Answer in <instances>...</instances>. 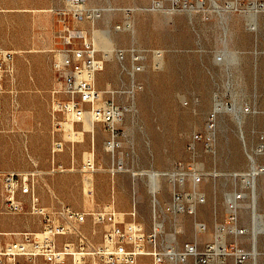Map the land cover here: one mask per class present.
<instances>
[{"label": "rangeland", "instance_id": "rangeland-1", "mask_svg": "<svg viewBox=\"0 0 264 264\" xmlns=\"http://www.w3.org/2000/svg\"><path fill=\"white\" fill-rule=\"evenodd\" d=\"M84 1L100 10L92 22H75L65 12L68 0H0V48L14 51L16 68V94L0 95V199L3 172L34 171L39 201L49 209L96 211L111 205L119 212L118 222L124 224L130 221L127 213L135 202L137 221L146 231L158 224L166 243L180 245L196 237L202 244L212 239L214 226L226 218L231 192L248 191L244 180L233 175L247 171L246 152L254 150L260 136L264 140V11H252L251 0H237V8L229 4L231 0H214L217 8L211 0H177L173 9L169 0ZM154 1L161 7H154ZM186 1L192 6L186 8ZM198 2H203V8ZM66 26L93 38L104 62L96 85L120 91L114 98L126 106L119 125L121 148L114 157L104 149L107 130L102 125L91 132L88 121L74 123L63 114L51 116L52 101L65 98L56 90L69 71L54 70L52 61L65 48ZM115 49L126 51L127 70L115 58ZM133 49L142 55L143 70L132 76L136 83L132 90ZM153 50L163 53L157 65ZM5 85L9 90V83ZM215 99L240 108L242 128L229 112L213 111ZM210 123L213 140L208 144L194 140L195 134L207 133ZM56 140L62 147L52 152ZM88 159L93 161L92 172L83 167ZM178 162L203 174L195 187L187 177L180 190L191 194L195 188L205 195V202L196 204L195 214L161 213L155 219L154 210L159 213L170 201L172 184L167 176L150 179L146 173L167 171ZM156 185L162 186L160 192ZM261 199L256 211L264 213ZM248 203L245 196L239 203V224L247 229L239 243L250 251ZM196 221L207 225L205 233L196 235ZM40 226L38 217L4 213L0 204V232ZM82 228L93 244L107 229L90 219ZM10 238L0 236L1 241ZM257 239L263 251L264 233ZM257 264H262L261 255Z\"/></svg>", "mask_w": 264, "mask_h": 264}, {"label": "built area", "instance_id": "built-area-1", "mask_svg": "<svg viewBox=\"0 0 264 264\" xmlns=\"http://www.w3.org/2000/svg\"><path fill=\"white\" fill-rule=\"evenodd\" d=\"M154 3L158 4V1ZM177 3V0H169L170 8H175ZM255 4L258 12L264 10V2ZM202 5L203 2L201 8ZM184 6L188 8L192 5L186 1ZM65 12L78 23L92 22L100 14L99 9L88 7L84 0H68ZM62 40L65 48L54 56L52 67L56 71L68 70L69 73L63 83L60 81L61 86L56 90L62 91L65 98L52 101L51 116L55 119L57 115L63 114L74 123L88 121L91 132L95 125H102L107 130L104 149L114 157L121 148L122 131L119 125L126 112V106L114 98L120 91L97 87L96 75L103 69L104 62L98 56L99 51L93 38L86 31L66 26ZM152 52L157 65L163 53L160 50ZM114 53L122 69L127 70L123 65L126 51L115 49ZM130 55L129 74L133 90L136 83L132 76L143 70V63L139 51L133 49ZM7 82L9 90L6 89ZM6 91L16 94L14 51L0 48V95ZM207 128L206 134H195L194 140H203L207 144L212 141L214 124H208ZM61 147V141H54L52 152L60 150ZM246 155L249 166L247 171L241 173H247L252 181L264 178L262 136L258 138L254 150L251 153L246 152ZM83 167L85 171H94L92 159H88ZM58 170L63 171L61 165H58ZM161 175L168 177L172 191L170 201L160 212L154 210V218L157 219L161 213L195 214L196 204L205 202V195L195 188L191 194H186L180 187L187 177H190L195 187L203 174L191 171L178 162L171 169L155 176ZM34 176V171H5L1 174L2 212L34 215L39 218L41 226L35 230L0 232V236H11L8 241L0 240V264H249L250 253L239 243V238L247 233V229L239 224V203L244 198L241 190L231 192L227 201L226 218L214 226L212 239L201 244L195 237L194 240L177 245L166 243L160 238L158 224L149 231L144 229L136 219L135 202L127 213L130 221L124 224L118 222L119 212L111 205L96 211H78L67 206L55 209L44 207L35 190ZM23 196H26V200ZM255 211V208L251 209L253 215ZM88 219L93 224H104L107 227L100 242L96 244L89 242L83 232L82 226ZM194 228L196 235L207 231V225L201 221H196ZM228 235L233 236L232 241L227 240ZM63 237L71 241H61Z\"/></svg>", "mask_w": 264, "mask_h": 264}, {"label": "bare ground", "instance_id": "bare-ground-1", "mask_svg": "<svg viewBox=\"0 0 264 264\" xmlns=\"http://www.w3.org/2000/svg\"><path fill=\"white\" fill-rule=\"evenodd\" d=\"M210 2L214 6V4H215L214 0H211ZM255 3H256V0H253L251 9L254 12L257 11ZM229 4L233 8H237L238 1L237 0H231ZM153 6L154 7H161V5L159 3L158 4L154 3ZM197 6L200 7V2H198ZM215 7H216V4H215ZM224 22H225V20H224ZM225 25H223L224 28H226ZM106 56H107V58L109 57V59H110V55L109 54H107ZM239 109H237L234 105H231L230 107L226 106L221 101H219L218 99H215V103H214V107H213V111L214 112L219 113V112L227 111L230 114H232L234 116V118H235L234 120H236V123L239 125L240 128H242L241 123H242L243 120L241 119V116H240L241 114H239V111H238ZM240 131L242 132V130H240ZM239 136L241 137L240 139H242V141L244 142L243 144L245 146L246 144H245L243 132L240 133ZM121 168L122 167H119L120 170H121ZM136 174H140L141 175V174H144V172H140V173H136L135 172V173H133V175H136ZM146 174L149 176L150 179H152V178H154V176L156 174H158V172L149 171V173H146ZM237 175L240 176V179L242 181L244 180L243 181L244 186L246 185L247 188H248V191L243 192L244 196L247 197V199H249V203H248V205H246L245 208H249V209L250 208L251 209L255 208V209H257L259 196L262 198L261 200L264 201V178H261L258 181H252V180H250V178H249L247 173H239V174L236 173V175H233V177H235ZM153 187H154V185H153ZM155 189H157V191L160 192L162 190V186L161 185H159V186L156 185ZM154 190L152 189L153 193H154ZM251 209H250V211H251ZM263 220H264V213H261V212H259L257 210V211H255V214L253 215L250 212V225H251V229H250L251 230V243L250 244L251 245H250L249 253H250V256H251V259H252V262H253L252 264H257V256L258 255H261L262 264H264V250L263 251H259V249H258V239H257L258 233H264V227H263V222L264 221Z\"/></svg>", "mask_w": 264, "mask_h": 264}]
</instances>
